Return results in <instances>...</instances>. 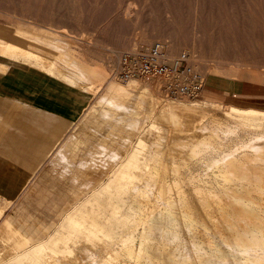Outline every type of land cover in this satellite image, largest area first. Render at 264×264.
Instances as JSON below:
<instances>
[{
	"label": "bare ground",
	"instance_id": "1",
	"mask_svg": "<svg viewBox=\"0 0 264 264\" xmlns=\"http://www.w3.org/2000/svg\"><path fill=\"white\" fill-rule=\"evenodd\" d=\"M189 2L202 9V23L197 18L202 24V44H197L201 55L195 57L186 58L177 51L175 41L178 42L182 31L181 21L180 26H177L179 20L175 22L178 16L164 18L163 25H159L162 19L159 18L148 30L154 10L144 14L149 0L143 1L139 12L128 5L122 14L124 19H136L133 22L143 28L139 33L142 40L174 38L170 39L172 43L167 51L160 41L155 43L162 49V60L169 61L171 66L185 60L200 72L190 66L201 82L206 77L213 86L223 89V104L209 99L169 98L156 89L159 83L155 80L142 82L130 78L123 82L118 76L108 78L105 68L87 67L79 59H73L72 54L61 61L49 60L42 55L45 47L62 50L68 40L41 27L16 29L33 50L0 38V56L4 59L0 71L8 69V63L37 69L46 76L43 82L47 87L56 88L52 93L58 101L79 106L107 82L96 104L85 103L79 111L81 120L86 119L81 123L80 133L70 134L66 139L75 119L60 117L0 93V155L15 166L27 173V158L41 157L35 146L38 139L31 136L41 133L51 139L47 146L49 153L60 145L52 161L65 175L72 173L73 181L76 176L85 181L97 178V162L103 161V178H97L96 185L82 197L65 204L59 220L44 238L30 242L5 220L0 225V264H264V74L255 70L248 77L240 75L239 66L244 61L234 52L238 42L232 47L226 42L231 36L234 38L229 26L239 16L237 10L241 7L249 12L240 15L243 18L251 15L253 24L264 20V0ZM169 24L173 30L165 28ZM194 31L198 34L197 29ZM184 32L187 31H182V35H186ZM187 37L184 36L189 42ZM211 61L214 63L210 64ZM248 61L251 63V59ZM248 65L255 68V64ZM49 81L61 82L67 90L60 93V88ZM236 84H246L253 92L234 94ZM201 90L202 85L197 96ZM206 95L209 98L214 93L208 91ZM252 98L257 101L253 102ZM95 115L112 137H124L122 131L130 136L129 132L135 131V139L125 137L128 142L121 152L107 149V142L97 145L98 148L94 146L92 151L90 140L85 137H89L88 129L97 132V122L90 127V118ZM111 136L107 135L106 140L115 141ZM107 156L113 164L106 162ZM28 187H21L15 199L27 192ZM14 200L5 202L3 209ZM2 214L3 210L0 217ZM72 253L75 259L68 261L66 258Z\"/></svg>",
	"mask_w": 264,
	"mask_h": 264
},
{
	"label": "rangeland",
	"instance_id": "2",
	"mask_svg": "<svg viewBox=\"0 0 264 264\" xmlns=\"http://www.w3.org/2000/svg\"><path fill=\"white\" fill-rule=\"evenodd\" d=\"M41 1L43 2V5H42V2H40L39 0H0V23L5 24V25H12L9 29L12 34H10V36H8V40H11L10 42H14V44L28 48L30 50H33V49L27 43V40L25 38H23L22 36H19L17 34L16 29L18 27H21L25 30H34V29L41 27V29L43 28V30H45V31L55 32L59 36H62L63 38L68 40L67 47H65V49L62 47V50L61 49H53V48L48 47V46L45 47V50L43 51L44 56L49 60L50 59H56V60L61 61L63 59H66L67 57H69L70 54H72L73 59H79L87 67L93 68L96 65H98L100 68H103V69L105 68L104 70L107 72L108 78H112V77L114 78V77L118 76L120 78V80L123 81L124 79H122L120 74H119L123 58L128 56V55L133 56V55L140 54L143 51H145L147 48H151V47L155 46L156 45L155 43L157 42V40L158 41L162 40L161 37L158 39L157 38L156 39H153V38L149 39L148 38L147 39L148 41L142 40L140 38L141 34L139 35V33H140V29H143V28H138L140 26L136 25L133 22V21H136V19L135 20L132 18L129 19L127 17V18H125L126 19L125 20L123 17L122 13L124 12L123 10L126 9L125 7H127L129 5L131 10L133 9L134 12H136V10L139 12L140 7H142V5H143L144 0H142V1L141 0H129V1H126V0H77L78 3L76 2V0H41ZM130 1H132V3ZM136 1H138V2H136ZM149 1H150V5L152 4L151 2H154L152 4L153 7H152V5H151V7L149 5V7H148L149 9L146 8L144 10V14L146 13L145 15H148V13H150V11H152L153 9L154 10L158 9V10H157V13L155 12L156 10L155 11L153 10L155 13H153V11L151 12L150 18L151 17L153 18V22H151L152 18L150 19L151 23L148 22V24H147V22H145L147 24L148 30H150L149 28L151 27V24L156 23L161 18L163 20L161 19L159 21V25L165 24L166 23L165 20H167V17H169V16H173L175 18L178 16L175 20V22L177 20H179V21H177V26H180V24L178 22L181 21L180 23H181L182 27L180 26L179 28L182 31H184V30L187 31L188 34H187V32H184L186 35H184V34L182 35V31L180 32V35L177 37V40L179 42L181 39L182 42L178 43L175 41V43L178 44V46L175 45L176 48L178 49L177 51L179 52L180 55H186V58H188L189 55H192L194 57L198 56L199 54L201 55V49L198 47L197 44H200V45L202 44V38H201V36H202V34H201L202 24L201 23L202 22H201V17H200V16H202L201 15L202 9L195 7L193 4H190L189 0H188V3L185 0H175V1H173V0H162L163 1L162 3L160 2L161 0H154V1L149 0ZM164 1L165 2L167 1L166 6L164 4L165 3ZM177 1H178V3H177ZM95 2L97 3V5ZM105 2H108V3H105ZM134 2H136V3H134ZM172 2H174L175 5H177L178 10L180 8L179 12L176 9L177 7L174 6V4ZM179 2H181L183 5ZM137 3L138 4L140 3V4L138 5ZM77 4L79 6L81 5L80 8L77 6ZM83 4L85 6H83ZM93 4L95 6H93ZM160 4H162V5H160ZM178 4H180V5H178ZM98 5H100V6L95 9V7ZM136 5H137V7H136ZM188 5H190V7H192V6L193 7L190 8ZM160 6H164V7H160ZM83 7H84V9H82ZM93 7H94V9H93ZM172 7L174 9H176V10L173 9L172 10L173 12L170 11L172 9ZM150 8H151V10H150ZM81 9H82V12L77 11V10H81ZM241 9H244V6L241 7L240 10H237V12L239 13V14H237V16L238 15L239 16L236 17V19L234 21H231V24H230L231 26H229V31L231 30L230 33L232 35H233V33L236 35V36L233 35L234 38H232V36H231V39L236 40L237 36L239 38H237V41L233 40L234 42L231 39H229L231 41V43L229 42V40H227L226 42L231 47H232V45H236V43L238 42V45H236L237 47L235 46L236 49L234 48V52H236L237 57L239 56L238 58H241L244 61L239 66V74L240 75H242L243 77H248L252 73V71H255V70H256V72L258 70V73L262 72L264 74V66H263V63H264V60H263L264 59V52H263L264 51V38H263L264 37V35H263L264 34V27H263L264 26V20L263 19L258 20V21H261V23L255 22V24H253L254 20L252 19L251 15L249 17H244L245 19L242 17L244 14H247L249 11L246 10V12H245V9L244 10H241ZM168 10H169V12H167ZM200 11H201V13H200ZM252 11H254V10L252 9ZM159 12H161V13L164 12V13L161 14ZM79 13H80V15H79ZM180 13H181V15H180ZM241 13H242V16L240 15ZM41 14H42V17L44 14H48V16L44 17V19L42 21ZM119 15H120V17H119ZM179 15L181 18H179ZM191 15H193V18L191 17ZM78 16H80V17H78ZM182 17L184 18L183 21H182V19H183ZM250 17H251V19L249 20ZM78 18H80V19H78ZM164 18H165V20H164ZM197 18L201 23H199V21H197ZM192 19H194V20H192ZM247 19H248V21H247ZM147 20L149 21V19H147ZM237 20H239L238 21L239 23L237 22ZM162 21H164V22H162ZM240 21H241V23H240ZM249 21H252L253 25ZM184 22H186V23H184ZM194 22H196V23H194ZM242 22H244L245 24H243ZM236 23H238V26ZM249 23H250V25H249ZM140 24H143V23H141V19H140ZM257 25H259V26H257ZM184 26L187 28V30H186V28H184V30H183ZM236 26L238 28H236ZM255 26H257V27H255ZM134 28L136 29V31ZM165 28L168 29L169 31L173 30V26L170 24H169V26L167 25ZM243 28H244V30H243ZM262 28H263V31H261ZM194 29L198 30L197 31L198 34L197 33H196V35L194 34L195 33ZM238 29L239 30L242 29V30L239 31ZM137 30H139V31H137ZM188 30H190V31H188ZM250 30L251 31L253 30L252 32H254V33H251ZM232 31H233V33H232ZM191 32L193 33L194 37L191 35L192 34ZM240 32H241V34L239 35ZM242 32H243V34H242ZM248 32H249V35L251 37L248 36ZM260 33H262V34H260ZM184 36H186V37L188 36L187 38H189V42L186 38H184ZM252 36L255 39L252 38ZM191 37L196 38L198 40L200 38V40L199 41L197 40L198 41L197 42L195 39H192ZM182 38H184L185 40ZM250 38H252V39L250 40ZM257 38L260 40H258ZM1 39H3V38H1ZM165 39H167V40H165ZM170 39L174 40V38L170 37V38H164L163 41H160L162 43L160 45H162L166 51H167L168 46L172 43V41ZM3 40H5V39H3ZM257 40H258V43H256ZM169 41H170V43H169ZM183 42H185V43H183ZM194 43H196L195 45H197V46L193 45ZM253 43H255V44H253ZM185 44H186V46H185ZM193 46L198 47V48H196V50H195L194 49L195 47L193 48ZM251 46L252 47L254 46V47L252 48ZM259 46L261 49L259 48ZM181 47H184V48L181 49ZM254 48H257V49H254ZM253 49L256 51H252ZM192 51H194L195 53H193ZM259 52H261V53H259ZM253 54L256 56V57H254V59H256L257 61L258 60L260 61V62L258 61L259 63L256 60L252 59L254 56ZM260 54H261V56H260ZM249 56H250V58H249ZM199 57H201V56H199ZM248 58L251 59V63L249 61H248V63L250 65L255 64L254 65L255 68L250 67L248 65V63H247V60H249ZM1 60H4V59H1ZM261 61H263V62L261 63ZM213 63H214L213 61L210 62V64H213ZM8 64H9V67L10 66H12V68L15 67L14 65H12L10 63H8ZM166 64H167V62H166ZM168 64H171V63L168 61ZM189 66H191V65H189L185 60H182L181 64L177 67L180 71H182L186 67H189ZM191 67L193 70H195V68L193 66H191ZM195 71L200 74V72L197 69ZM209 73H212L211 70ZM135 78H137L141 81L143 80L142 82H144L146 80L158 81L159 84L156 86V89H158L162 93H165L167 97L172 98V99L176 98V97L182 98V100H185V101H189L191 99H194V100L209 99L210 101H215V103H221V104L224 103V91H223V89H221L218 86H213L208 80H206V77H202V81H203L202 82V90L200 92V95L196 96L195 98L192 96H188V95L187 96H185V95H175V96L170 95V93H168V91H167V89H168L167 87L169 86V82H170V81L168 82V78H169L168 76H150V75L142 76L141 75V76H138ZM171 78L172 77H170V79ZM123 82H125V81H123ZM106 84H107V82L104 83L103 87L100 90H98V88H97L96 94L90 96L91 98L88 99V101L80 104L79 110L80 111L83 110L84 107H82V106L85 103L87 104L86 106H94L96 104V102L98 101L99 97L104 93ZM58 85L60 87L61 86L63 87L64 84H62L60 82V84L58 83ZM73 89H75L74 91L76 93H78V90H76L77 88H73ZM97 90H98V93H97ZM208 91L213 92L214 96L208 98V96L206 95V92H208ZM245 92L252 93L253 90L251 88L247 87L246 84H236L234 86V94L239 95V94H243ZM0 93L3 96H6L7 98H11V99H13L15 101H19L21 103H26L22 99L25 97L24 94L10 92L6 88H4L2 85H0ZM79 93L81 94V92H79ZM246 100H249V99H246ZM251 100L253 102L257 101L256 99H253V98ZM66 117L67 116H65V118ZM97 117L98 116L95 115V116H92L90 118V123L92 125L90 127H94V124L97 122L96 123L98 125V127H96V128H98L96 130L97 132H95V130L93 131L91 129H88L87 130L88 132L86 131V133L89 134V137L88 138L85 137V139L90 140L89 144L92 146L91 147L92 151L94 150V148H93L94 146L96 148H98L97 145H100L101 143L105 144L107 142V144H106L107 149L113 150V151H117V149H118L119 150L118 152H121V150L125 147V144L128 142V139L129 140L135 139V131H130L129 132L131 134L130 136L127 135L125 131H122L121 133H122V136H124V137H120L117 135H116L117 139L114 138L115 136L112 137L107 131H105L104 126H103V122L102 121L98 122L96 120ZM85 120L86 119H83V118L81 120V117L79 116L75 120V126L69 131V133L67 134L65 139L70 134L80 133L81 123L84 122ZM35 135H41V134H35ZM92 135H94V137ZM107 135L111 136L115 141L106 140V139H108ZM127 136H129V138L125 139V137L127 138ZM40 139L44 140V141L51 140L45 136H44V138H40ZM116 143H118L119 145ZM118 146H120V147H118ZM55 152H56V148L53 149L52 151H50L49 161L47 162V164L43 168V170L40 171L38 174L47 173V171L49 172V174H52L51 176L54 178V183L55 184L57 183L65 191L64 199H65L66 203L70 200H73V201L77 200L80 196L82 197L83 194L87 193L88 190H90V188H92L96 185V183L98 181L97 178L98 179L103 178V175L101 174L102 170H103V169H101L102 168L101 165L103 164L101 162H103V161H101V162H97L99 165V167L96 169L97 178L91 179L89 181H85L84 180L85 178L80 179V177L76 176L77 178L73 181L72 180L73 177H71L72 173H69V175H65L64 173H62L63 169L60 166H55V163H53L52 159L54 157ZM105 160L108 164H113L112 161L108 160V156L105 157ZM14 169L15 168L13 167V169H12L13 172L16 171ZM26 170H27V167H26ZM19 171L20 172L22 171V173H20V175H18L19 177L16 179H15V177L13 178L14 195L12 194V196L7 198L8 200L9 199L11 200L12 199L11 197L15 196L16 192H18L21 189V185L22 184L24 185V183L27 182V174L30 171L28 173H26L23 170V168H20ZM18 172L16 171V174ZM23 172H25L26 174L24 173V175H23ZM77 174L79 175V171H77ZM94 181H96V182H94ZM85 182H87V184H85ZM89 182L92 183L91 186L89 185L90 184ZM76 183L78 185H76ZM80 183H82V184H80ZM29 187L27 188V191H28ZM67 192H68V195H67ZM74 193H75V196H77L76 199L74 198V195H73ZM10 195H11V193H10ZM71 197H72V199H71ZM10 203H9V205H10ZM3 205H2V207H3ZM12 205L13 204L11 203L10 207L8 206L5 209H11ZM11 211H13V210H11ZM5 220H7L11 224H13L15 227H17L25 236H27L30 239V242H35L39 239L44 238L49 232L52 231V229L54 228V226L56 224V223H54L51 226H48V227L45 226L44 227L42 225L37 224L36 222H33V221L30 222L31 220H28L29 223L27 221V223L24 226H22L21 223L19 224L18 221H16L15 216L13 214H11L9 216L5 215V217L1 216L0 217V225ZM20 220L23 222L22 219H20ZM73 254L74 253H72L71 255H68L69 258H66V259H68V261H74L73 259H75L74 258L75 256H73ZM75 254H78V252L76 251ZM70 258H71V260H70ZM66 259H64V260L67 261ZM73 263H75V262H73Z\"/></svg>",
	"mask_w": 264,
	"mask_h": 264
},
{
	"label": "crops",
	"instance_id": "3",
	"mask_svg": "<svg viewBox=\"0 0 264 264\" xmlns=\"http://www.w3.org/2000/svg\"><path fill=\"white\" fill-rule=\"evenodd\" d=\"M47 16L48 14H44L42 17L41 14L42 21L44 17ZM11 26L12 25L0 23V37L5 39L7 42L11 41L8 40V36L12 34L9 30ZM10 43L14 44V42ZM42 55H44L43 51ZM1 59L2 57L0 56V62L3 63L4 61ZM40 73L41 72L37 69L29 66H15L14 68L10 66L5 71H0V85L10 92L24 94L25 97L22 99L26 102L24 103L26 105L40 108L63 118L67 116L66 118L68 119L73 118L76 120L80 116V105L73 106L72 103L68 104L66 102L64 103L63 101L56 100L52 93L56 88L47 87L48 84L43 82L46 80V76ZM49 82L52 83L51 81ZM52 84L60 88V93L67 90L65 86L60 87L57 83ZM31 136L39 139L36 141L37 144L35 146L41 157L31 156L27 158V173L29 171L30 172L27 174V182L22 185L30 187L28 191L23 193V195L18 199H15L17 192L15 196L11 197V200H8L7 198L12 196V194L14 195L13 178H18V175H20L22 171L20 172V168L15 166L10 160L0 156V212L3 210V217H5V215L9 216L13 214L16 221H18L19 224L21 223L22 226H24L28 220H31L30 222L33 221L39 225L48 227L56 223L60 218L61 211L66 204L64 199L65 191L57 183H54V178L48 171L47 173L38 174L43 170L49 161V152L47 151L49 140H41L40 138H44L45 136L42 133L41 135ZM59 147L60 145L58 144L56 151ZM13 167L15 168L14 170L17 172L19 171V174H16V171L13 172ZM22 185L21 187H23ZM13 200L14 203L11 206V209H3L2 205L5 202ZM20 219H22L23 222Z\"/></svg>",
	"mask_w": 264,
	"mask_h": 264
},
{
	"label": "built area",
	"instance_id": "4",
	"mask_svg": "<svg viewBox=\"0 0 264 264\" xmlns=\"http://www.w3.org/2000/svg\"><path fill=\"white\" fill-rule=\"evenodd\" d=\"M161 53L160 45H155L140 54L124 57L119 73L120 76L124 80L141 75L168 76V82H170L167 91L170 95L186 94L197 96L196 94L202 85L199 75L192 74L193 70L190 66L180 71L177 65L171 66L168 63L167 65L166 61L162 60ZM170 77L172 78L170 79Z\"/></svg>",
	"mask_w": 264,
	"mask_h": 264
}]
</instances>
